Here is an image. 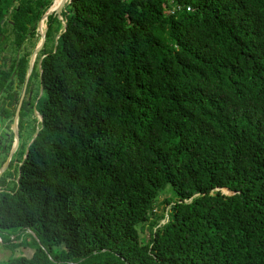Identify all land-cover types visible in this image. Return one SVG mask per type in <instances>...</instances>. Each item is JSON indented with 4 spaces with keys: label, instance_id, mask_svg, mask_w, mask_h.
<instances>
[{
    "label": "trees",
    "instance_id": "trees-1",
    "mask_svg": "<svg viewBox=\"0 0 264 264\" xmlns=\"http://www.w3.org/2000/svg\"><path fill=\"white\" fill-rule=\"evenodd\" d=\"M14 1L0 91L28 55L8 58L2 24L16 49L50 4ZM60 16L28 79L36 134L11 186L0 175V242L32 253L0 264H264V0H69Z\"/></svg>",
    "mask_w": 264,
    "mask_h": 264
},
{
    "label": "rangeland",
    "instance_id": "rangeland-1",
    "mask_svg": "<svg viewBox=\"0 0 264 264\" xmlns=\"http://www.w3.org/2000/svg\"><path fill=\"white\" fill-rule=\"evenodd\" d=\"M24 1L27 2V0H24ZM54 1L55 0H50V4L49 5L52 6ZM17 3H18V0H15L12 3V6L16 5ZM64 6H65V4L63 5L61 11L64 10ZM7 15H8V13H6V15H5L4 19H3L4 21L7 20V17H6ZM60 19L63 20L61 16H60ZM38 20L36 21L35 26H36ZM44 21L45 20H43V27L46 26ZM2 29H3V34H4V37H5L4 41H3L4 46L3 45L2 46H3V49L5 50V52H7V53L11 52L12 53L11 57H15L16 55H20L22 52H26L27 54L30 55L32 50H33V48L38 43L37 39H35V38L34 39H30L28 42H25V44H22V45H20V47H18L16 49H13L11 51L10 50V44H9L10 40L12 39V35L10 33V27H9V25H6L4 23V24H2ZM35 33H36V30H35ZM54 44H55V35L52 38H50L48 41H46L45 46L41 50H47V49L51 48V46L53 47ZM41 50H39V51H41ZM39 59H40V57L39 56L37 57V55H36L34 57V60H33V65L37 64ZM1 92L2 91H0V98H1ZM34 112H35V110H34ZM34 116L36 117V119L34 120L35 122H32V124H33L34 127H37L39 118L36 115H34ZM9 119H3V120L0 121V136H3V133H5V132L8 133V138H7L8 147H6L7 149L9 148L11 143L13 142V139H11L12 132L10 130L11 119L10 120ZM25 119H27V117H25ZM30 122H31V120H29V119L26 121V123L28 124L26 126L27 128L29 127ZM18 131H19L18 145H17L14 153H17V151H19L21 149V146L24 147V149H25L27 143L29 142L28 139H29L30 131H28V133L26 131H24L25 132L24 134H23V131L21 132V128ZM12 138H13V136H12ZM24 144H25V146H24ZM7 149L4 151V154H2L0 156V165L2 164V162L5 159V153H7V151H8ZM17 160L18 159H17V155L16 154L11 156L10 161L8 163V165H10L9 166L10 168L8 169L9 172H13V170L15 169V165H17ZM8 165H7L6 168H8ZM9 172L6 171V172L2 173V175L3 174L5 175L6 186H11V184H12L11 180H12L13 176H9L7 174ZM163 197H164V194L160 193L158 195L157 199H156L155 205L153 206L154 207L153 208L154 213H161L162 212L164 214L163 215L164 219H161L160 223L165 221L166 211H168V206L167 205L163 207L160 203H158V202H160L163 199ZM9 232H11V231H8V230L0 231V238H4V234L5 233H9ZM147 234H148V232H147V229L145 227H144L143 230H139V235L141 237L146 238ZM57 248L61 249L62 246L60 245ZM31 253H32V249L31 248H28V247L27 248H24V247L9 248V247L4 246V244L0 242V262H4V261H6V259H8L10 257H15V256H19V255H23V256L29 257L31 255Z\"/></svg>",
    "mask_w": 264,
    "mask_h": 264
},
{
    "label": "flooded vegetation",
    "instance_id": "flooded-vegetation-1",
    "mask_svg": "<svg viewBox=\"0 0 264 264\" xmlns=\"http://www.w3.org/2000/svg\"><path fill=\"white\" fill-rule=\"evenodd\" d=\"M34 1L35 0H30L31 5L34 4L33 3ZM39 1L43 2L44 0H39ZM40 6L41 5H39L37 7V9ZM36 11L37 10H34V12H36ZM46 19L44 21L45 24H46ZM39 20H40V18H39ZM42 27H43V21H41V23H40V29L41 30L45 29L44 37H43V43H42L41 49L45 46L46 41H48L50 38H52L54 36V35L50 36V35L46 34L47 27L46 26H44L43 28ZM35 30H36V33H35ZM34 38L37 39V41H39V39H40V32H39V29L37 28V24H36V26L34 25V27L31 26V25H27L26 31L22 34V39L20 41V45L25 44V42H28L30 39H34ZM10 50L12 51V49H10ZM8 53H9V57L8 58H11L12 53L11 52H8ZM22 54H24V53L22 52L20 55H16L15 58L21 56ZM38 54H39V51L36 53V55L38 56ZM28 55L26 56L27 61H28V58H29ZM36 66H37V64H36ZM32 68H33V66H32ZM30 74H31V72H30ZM30 74H29V76H30ZM12 75H14V72H11V76ZM24 77H25V74H24ZM28 79H29V77H28ZM28 79H27L26 82H24V78H23V81L19 82L18 79H17V76H14L13 77L12 88L11 89H7L5 91L2 90L1 98H0V105H2L3 108H6V110H3L1 108V106H0V121L3 120V119H9V118L12 120L15 107L17 105L18 100L20 99L19 110L21 109L23 111V115L21 116V120H22L21 132L23 131V134L25 133L24 131L27 132V130L29 129V127L28 128L26 127L28 125L26 123V121L28 119L31 120L33 118V111H34L33 104L35 102V101H33V103L30 104L31 103V98H32L34 90H35L34 89L35 85L33 83V79H31L30 81H28ZM29 109H31L32 114L30 113V111H28ZM18 116H19V111H18ZM18 116H17V120H18ZM25 117H27V119H25ZM17 134L19 135L18 129H17ZM7 138H8V133H6V132L3 133V136H0V156L2 154H4V151L7 149L6 148V146L8 145ZM11 139H13L12 136H11ZM11 145H12V143H11ZM11 145L7 149L8 151H9ZM8 151H7V153H8ZM7 153H5V157L7 156ZM12 155H15V153H13Z\"/></svg>",
    "mask_w": 264,
    "mask_h": 264
},
{
    "label": "water",
    "instance_id": "water-1",
    "mask_svg": "<svg viewBox=\"0 0 264 264\" xmlns=\"http://www.w3.org/2000/svg\"><path fill=\"white\" fill-rule=\"evenodd\" d=\"M69 0H60V2L57 4V6H55L53 9H51V5H49L46 10L42 13L40 20L37 23V28L39 29L40 32V39L38 41V43L35 45V47L33 48L31 54L29 55L28 61H27V67H26V72H25V77H24V82L27 81L29 74L32 70V66H33V60L34 57L36 55V53L41 49L42 43H43V37H44V32L45 29L41 30L40 29V23L41 21L45 20L47 18L48 15L50 14H54L58 19H60V12L61 9L63 7V5L68 2ZM60 33L57 32L55 34V43H56V39L59 37ZM55 45V44H54ZM54 48V46H53ZM40 59L37 62V66L39 65ZM39 90L41 91V88H39ZM19 106H20V99L17 102V105L15 107L14 110V114L11 120V124H10V130L12 132V136H13V142L12 145L7 153V156L5 157L4 161L2 162V164L0 165V175L5 171L8 162L12 156V154L14 153L17 145H18V134H17V116H18V111H19ZM33 114L36 115L40 120V116L37 114V112L33 111ZM36 134V130L33 132L31 139L29 140V142L27 143L25 149H24V154H23V158L26 156V152H27V146L30 143V141L33 139V137Z\"/></svg>",
    "mask_w": 264,
    "mask_h": 264
},
{
    "label": "bare ground",
    "instance_id": "bare-ground-1",
    "mask_svg": "<svg viewBox=\"0 0 264 264\" xmlns=\"http://www.w3.org/2000/svg\"><path fill=\"white\" fill-rule=\"evenodd\" d=\"M60 2V0H55L51 6V9H53L57 4Z\"/></svg>",
    "mask_w": 264,
    "mask_h": 264
}]
</instances>
